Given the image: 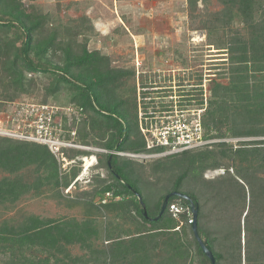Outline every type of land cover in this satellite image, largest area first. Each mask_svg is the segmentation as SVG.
<instances>
[{
	"label": "rangeland",
	"instance_id": "obj_1",
	"mask_svg": "<svg viewBox=\"0 0 264 264\" xmlns=\"http://www.w3.org/2000/svg\"><path fill=\"white\" fill-rule=\"evenodd\" d=\"M222 1L24 0V4L28 8L36 6L41 13L49 16L50 23L61 27L64 37H73L78 44L86 45L90 51L100 52L108 57L111 67L125 72L116 93L119 100L127 102L126 105L133 101L134 87L142 84V80L137 82V76L144 74L146 84H153L150 85L153 86L151 94L159 105L154 106L159 108L163 104L161 102L170 101V95L176 94L174 92L198 94L196 90L199 89L195 86L200 82L198 72L205 75L203 80L207 100H210L208 89L213 88L214 84H230L233 76L232 54L220 48H226L224 42L230 39L232 28L243 37H247L248 32L240 19L231 23V31L226 36L215 31L223 23L221 16H216L224 9ZM80 49L79 47L78 50ZM249 67V84L257 86L264 83V73H253L252 66ZM31 76L33 84L25 93L17 92L8 83L0 81V138L47 146L58 161L59 184L56 185L55 179L49 178L52 171L50 167L39 169L36 165H31L17 173L0 169V180L18 179L24 188L18 199L0 201V234H9L4 235L7 239L0 237V264H19L13 263L19 258L21 250L16 238L24 230L26 223L32 224L36 218L41 221L42 228L49 227L54 234L58 229L87 236V241L74 245H64L62 242L52 246L44 241L39 245L28 242L24 247L21 246L24 255L49 258L51 264H70L74 257L82 258L83 262L78 264H84L86 260H89L88 264H121V258L115 256L116 252L115 258L111 256L116 251L113 247L115 242H130L143 230H146L144 239L149 241L148 246L152 248L157 245L155 250H150L153 264H191L186 257L184 260H169L170 255H167L161 245L167 240V236L148 232L152 225L145 224L138 209L136 210V197L128 195L123 205L120 197L98 195L100 190L114 182L105 166L109 154L105 144L109 142L111 134L104 135L97 127L94 128L90 112L80 115L75 103L71 101L68 89L61 88L59 94L53 95L49 90V75ZM5 95L14 97L12 101H6ZM212 100L216 107L217 100ZM218 105L223 113L219 116L221 123L218 124L222 134L232 135L251 129L249 124L254 117L247 116L244 108L246 104L238 102L235 94L221 97ZM239 105L244 107H237ZM257 131L263 132L264 125H259ZM230 139L237 138L226 137L222 139V143L232 144L233 140ZM242 140L260 143L264 141V137ZM134 142L142 144V137H133L127 146ZM257 147L262 152L244 159L247 161L244 167L249 169L247 176L258 194L264 179V145ZM222 149L214 148L209 153L214 155L213 158H205V153L202 154L203 165L209 167L199 171V175L191 172L199 166H192L194 160L191 155L161 159L159 162L124 157H120L119 161H131L134 180L131 184L134 186L136 183L151 217L160 214L161 209L158 208L159 211L156 212V205L178 187L184 193L198 195L201 204L206 205L203 222L209 234L220 238L225 235L219 227L222 223L219 217L222 214L231 224L237 222L241 226L244 247L245 213L241 214L249 205L245 208L236 199V190L229 197L232 189L230 191L228 186L225 189L228 195L226 206L217 208L215 198V192L220 190V180L239 177L234 169L228 172L227 168L232 165L239 167L243 159L220 158ZM93 156L96 162L90 167L87 158ZM215 163L220 165L219 169L210 168ZM102 198H108L104 205L99 203ZM250 200L248 193L247 202ZM261 216L264 221V214ZM259 219L260 216L252 222ZM31 234L35 239L41 238L38 233ZM193 238L189 233L182 240L185 249H190L191 259L194 258L192 264H207L198 253ZM107 242L111 243L107 245ZM59 247L64 250L58 251ZM217 249H222L228 261L231 260L228 256V244L226 246L222 241ZM129 260L127 264H137L131 258Z\"/></svg>",
	"mask_w": 264,
	"mask_h": 264
},
{
	"label": "trees",
	"instance_id": "obj_2",
	"mask_svg": "<svg viewBox=\"0 0 264 264\" xmlns=\"http://www.w3.org/2000/svg\"><path fill=\"white\" fill-rule=\"evenodd\" d=\"M222 2L224 3V9L216 16H221V22L223 23L215 28V31H220L223 36H226V34L231 31V23L240 19L244 23V27L248 33L247 37H243L241 33L234 32L235 30L232 28L230 39L228 42H224L226 48H220L226 49L232 54L231 59L233 67L231 71L233 76L229 85L225 86L221 83L218 85L214 84L213 88L210 87L208 89L210 100H207V112L203 118L205 137L207 139L264 137V131L260 133L257 131L259 125H264V83L253 86L252 84L250 85L248 81V73H250L249 65L252 66L253 73H264V0H223ZM61 31V27L56 26L52 22L50 23L49 16L41 13L36 6L31 5L28 8L25 6L24 0H0V81H3L4 84L8 83L10 86L14 87L17 92L25 93L26 89L30 87L34 81L31 74H43L51 77L49 90L53 95L59 94L61 88L68 89L67 91L72 97L71 101L75 103L77 109L81 113L80 115L90 112L92 114L93 123L95 124L94 128L97 127L104 135L111 134L109 142L105 144V149L109 152L105 166L109 175L114 179V182L100 190L98 195H107L108 197L112 195L114 198L120 197L122 198L121 201L123 205L126 203L128 195L136 197L138 199L136 210L138 209L145 224L152 225L151 231L148 230V232L167 236V240L163 242V245H165L163 246V250L166 251L167 255H170L169 260L175 258L184 260L186 257L189 263L190 261L191 264L193 263L192 261L194 258L191 259L190 249H185L182 242L184 237L190 233L194 237V244L198 253L207 264H212L202 251L194 235L193 225L190 223V221L193 220L189 205L190 202L179 197H173L170 199L167 210L161 218L156 220L160 214L151 217L148 212V206L136 183L134 186L131 184L134 181L132 179L133 171L130 163L131 161L129 162V160H127L126 162L120 163L119 158L121 156L112 154V152L145 153L143 139L142 144L134 142V144H130L129 147L127 146L128 142L133 137L141 136L138 115L139 84L134 87L133 101L131 103L129 101L128 105H126L127 102L119 100L116 94L119 81H122L125 72L111 67L108 57L101 55L98 51H90L86 45L78 44L73 37H64ZM79 47L81 48L80 50H78ZM137 77H139L137 78V82H141L142 80L140 87L143 98H150V101H144L143 111L148 114L149 112L157 113L168 110L169 106L165 107L160 105L159 108L155 107L159 105L156 103V98L152 97V90L149 91V89L153 87L150 85L153 84H146L144 74H139ZM198 77L200 82L195 85L197 86L196 89H199L196 90L198 94H183L188 96L184 101L190 103L196 100L198 102L197 104L203 105V97L205 94V80H203V78L205 75L198 72ZM231 93L236 95L238 102H244L246 104V107L240 105L237 107H244L247 116L249 118H254L251 124H249L251 127L249 131L235 132L232 135H226L221 133L218 126V124L221 123L219 116L223 114L221 112L222 108L218 104L221 97L224 98ZM12 97L14 96L5 95L6 101L8 99L12 101ZM212 99L217 100L216 107H214ZM261 144L264 145V141L260 143L241 142L237 146L229 143H220L211 148H205L199 151H190L180 155L143 160L146 162H159L161 159H175L181 155H191V159L194 160L192 166L195 167V165H199L193 168L191 172L198 173L199 175V171L202 172L209 167L203 165L201 159H203L204 156H202V154L205 153V158H213L214 155L209 153L214 151V148L215 150L223 148L220 152V158L222 157L226 160H236V158L243 159L239 167L232 165L227 168L228 172L230 169H234L239 177L233 180H220L218 182L220 190L215 192V198H217V208L224 207L226 206L228 195L229 197L233 196V192L236 190V199L241 201L244 207L246 206L245 208L249 205L248 209H245L241 214L242 216L245 213L244 231L246 242L244 247L241 241L242 228L237 222L231 224L230 220H225L226 217L221 214L219 220H221L222 223L219 227L225 235L223 234V238L212 236L209 234L206 224L203 222L206 205L201 204L199 196L193 193H184L180 191L178 187H176L173 192L169 193L178 192L187 195L195 204L198 209L199 236L213 253L216 264H264V221L261 216V214H264V179L262 180V185L257 194L253 187V183L247 176V170L249 169L244 167L247 162L244 161V159L247 160L248 156L260 154V152H262V150H259L257 147ZM247 147H251V149L249 148V150H247ZM153 152H162V149L154 150ZM31 165H36L37 168L50 167L52 171L49 178L55 179L56 185L59 184L58 161L47 146L0 138V169L11 173H17ZM219 167L220 165L215 163L210 168L219 169ZM228 175H230V173H228ZM227 186L229 190L230 188L232 189V192L228 195L225 191ZM22 189L24 188L21 187L18 179L6 178L0 180V201L18 199L23 193ZM248 193L251 198L249 203L247 202ZM169 194L163 198L160 204L158 203L156 205L157 209L159 208L162 210L165 198ZM224 194L226 195L224 196ZM107 199L108 198H102L99 200V203L104 205L108 202ZM172 205H177L182 209V212L178 216H174L170 212V207ZM143 206H145L147 210L148 217L144 214ZM159 209L156 212H158ZM213 213L214 211H212L211 214ZM258 216H260V219L253 223L252 221ZM181 223L183 224L182 226ZM24 227V230L18 233V238H16L21 250V246L24 247L28 242L32 245H39L46 241L48 245L57 246L62 242L64 245H74L87 241V236L76 234L72 231L66 232L65 230L57 229L54 234L49 227L42 228V223L37 218L33 220L32 224L28 225V223H26ZM145 231L146 230L138 232V237L134 236V238L128 242L134 249H137V251L133 249L134 251L128 254V256L131 255V258L136 252L140 254L141 249L144 248V241L142 240H144V236L146 235ZM31 232L40 234L41 238H33ZM4 235L9 234H0L1 238L7 239ZM181 235H183V238ZM229 239H231V241ZM222 241L224 245L226 244L227 246L228 244L229 246L228 250L230 254H228V256L231 258L229 261L225 257L223 250L217 249L218 244H221ZM124 243L125 242L121 241L115 242L113 247H115L114 250L116 251H114L113 254L111 253V256H114L115 252L118 253L119 250L123 248L122 244ZM64 245L62 244V246ZM155 247H157V245ZM155 247H152V250H155ZM21 250L19 258L13 261V263L51 264L49 258L42 259L37 255L27 256L24 255ZM62 250H64V248L59 247L58 251ZM127 250L129 251L127 248L126 250H122L120 254L124 253V255H127ZM142 257V255H139L136 258L139 259Z\"/></svg>",
	"mask_w": 264,
	"mask_h": 264
},
{
	"label": "built area",
	"instance_id": "obj_3",
	"mask_svg": "<svg viewBox=\"0 0 264 264\" xmlns=\"http://www.w3.org/2000/svg\"><path fill=\"white\" fill-rule=\"evenodd\" d=\"M152 89H149V91ZM138 91V115L145 153L112 152V154L135 160H148L180 155L190 151H199L222 143V139H207L205 137L203 118L208 106L206 94L203 97V105H199L196 100L190 103L188 101L185 102L187 95L174 92L176 94L170 95L169 102H161L163 104H160L165 107L169 106L168 110L157 113L149 112L147 114L143 111V105L144 101H150V98H143L140 85H138ZM166 103L170 104L167 105ZM230 140H233L235 146L245 142V140L239 138ZM158 149H162V152H153ZM170 212L174 216H178L182 209L177 205H172ZM192 222L193 220L190 221V223Z\"/></svg>",
	"mask_w": 264,
	"mask_h": 264
},
{
	"label": "water",
	"instance_id": "obj_4",
	"mask_svg": "<svg viewBox=\"0 0 264 264\" xmlns=\"http://www.w3.org/2000/svg\"><path fill=\"white\" fill-rule=\"evenodd\" d=\"M173 197H179V198H182V199L190 202L189 205H190V209H191L192 217H193L192 225H193L194 235H195V237H196V239H197L202 251L204 252V254L209 258V260L211 261L212 264H216V260L214 258L213 253L209 250V248L207 247L205 242L199 236V233H198V209L196 208L195 204L192 202V200H191V198L189 196L181 194V193H178V192H174V193L169 194L165 198L161 213L158 216V218H156V220L161 218L165 214V212L167 210V207H168V203H169L170 199L173 198ZM143 207H144V214H145L146 217H148L147 210H146L145 206H143Z\"/></svg>",
	"mask_w": 264,
	"mask_h": 264
},
{
	"label": "crops",
	"instance_id": "obj_5",
	"mask_svg": "<svg viewBox=\"0 0 264 264\" xmlns=\"http://www.w3.org/2000/svg\"><path fill=\"white\" fill-rule=\"evenodd\" d=\"M135 237H138V235L137 236H135ZM132 240V239H131ZM142 241H144V248L143 249H141V251H140V254L139 253H137L136 252V254H134V256H132V258H131V255H129L128 256V254L129 253H131V252H133L135 249L131 246V244L130 243H128V242H125L124 244H122L123 246V248H121L120 250H119V254L117 253V256L116 257H118V258H121V264H127L128 263V261H130L129 260V258H131V261L132 260H134V263H137V264H153L152 262L154 261V259L152 260V255H151V249L152 248H150L148 245H149V241H147L146 239H144V240H142ZM111 242H107V245L108 244H110ZM140 245V244H139ZM162 245V247L163 246H165V245H163V243L161 244ZM126 248L127 249H129V251L127 250V255H124V253H121L120 254V252L122 251V250H126ZM113 249V248H112ZM134 249V250H133ZM136 251H137V249H136ZM142 253V254H141ZM107 255H110V254H107ZM119 255H122V256H120L119 257ZM139 255H142L143 257L142 258H139V259H137L136 257H138ZM128 257V258H127ZM70 258H71V256H70ZM114 258H115V256H114ZM116 261V260H115ZM80 262H83V260H82V258H77V257H74L73 258V262H70V264H73V263H80ZM86 263H84V264H88V262H89V260H86L85 261Z\"/></svg>",
	"mask_w": 264,
	"mask_h": 264
},
{
	"label": "bare ground",
	"instance_id": "obj_6",
	"mask_svg": "<svg viewBox=\"0 0 264 264\" xmlns=\"http://www.w3.org/2000/svg\"><path fill=\"white\" fill-rule=\"evenodd\" d=\"M95 162H96L95 157L87 158L88 166L90 167L94 166Z\"/></svg>",
	"mask_w": 264,
	"mask_h": 264
}]
</instances>
